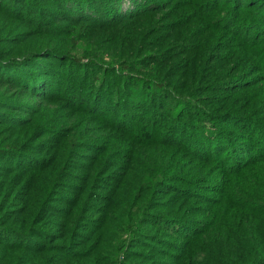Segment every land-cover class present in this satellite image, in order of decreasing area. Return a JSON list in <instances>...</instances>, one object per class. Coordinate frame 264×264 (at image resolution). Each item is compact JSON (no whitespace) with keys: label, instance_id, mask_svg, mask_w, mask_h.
Segmentation results:
<instances>
[{"label":"trees","instance_id":"trees-1","mask_svg":"<svg viewBox=\"0 0 264 264\" xmlns=\"http://www.w3.org/2000/svg\"><path fill=\"white\" fill-rule=\"evenodd\" d=\"M0 264H264V0H0Z\"/></svg>","mask_w":264,"mask_h":264},{"label":"rangeland","instance_id":"rangeland-1","mask_svg":"<svg viewBox=\"0 0 264 264\" xmlns=\"http://www.w3.org/2000/svg\"><path fill=\"white\" fill-rule=\"evenodd\" d=\"M127 6H128L127 1H125L122 7L123 9H125Z\"/></svg>","mask_w":264,"mask_h":264}]
</instances>
